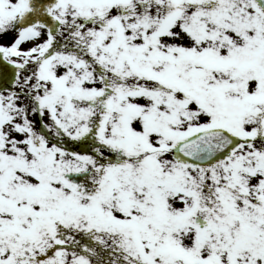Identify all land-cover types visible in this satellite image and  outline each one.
Segmentation results:
<instances>
[{
    "label": "snow or ice",
    "instance_id": "snow-or-ice-1",
    "mask_svg": "<svg viewBox=\"0 0 264 264\" xmlns=\"http://www.w3.org/2000/svg\"><path fill=\"white\" fill-rule=\"evenodd\" d=\"M0 264H264V0H0Z\"/></svg>",
    "mask_w": 264,
    "mask_h": 264
}]
</instances>
